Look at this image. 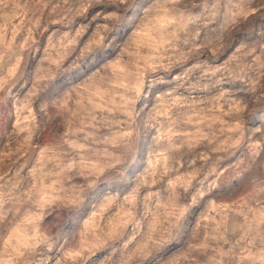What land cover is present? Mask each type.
Listing matches in <instances>:
<instances>
[{
  "label": "rangeland",
  "instance_id": "374dc122",
  "mask_svg": "<svg viewBox=\"0 0 264 264\" xmlns=\"http://www.w3.org/2000/svg\"><path fill=\"white\" fill-rule=\"evenodd\" d=\"M0 264H264V0H0Z\"/></svg>",
  "mask_w": 264,
  "mask_h": 264
}]
</instances>
